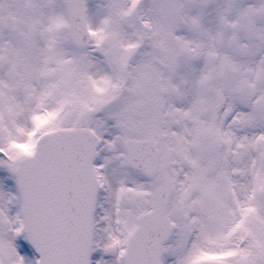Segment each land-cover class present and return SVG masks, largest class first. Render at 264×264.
Here are the masks:
<instances>
[{"label": "snow or ice", "instance_id": "6c2138e0", "mask_svg": "<svg viewBox=\"0 0 264 264\" xmlns=\"http://www.w3.org/2000/svg\"><path fill=\"white\" fill-rule=\"evenodd\" d=\"M0 264H264V0H0Z\"/></svg>", "mask_w": 264, "mask_h": 264}]
</instances>
